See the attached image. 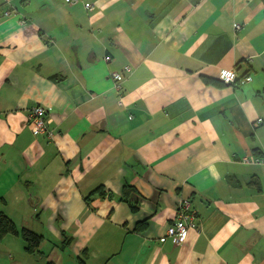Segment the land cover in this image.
Instances as JSON below:
<instances>
[{"label":"crops","instance_id":"0c3cea01","mask_svg":"<svg viewBox=\"0 0 264 264\" xmlns=\"http://www.w3.org/2000/svg\"><path fill=\"white\" fill-rule=\"evenodd\" d=\"M244 155L264 157L261 0H0V214L41 236H3L0 264H264V166Z\"/></svg>","mask_w":264,"mask_h":264},{"label":"built area","instance_id":"2783aa9c","mask_svg":"<svg viewBox=\"0 0 264 264\" xmlns=\"http://www.w3.org/2000/svg\"><path fill=\"white\" fill-rule=\"evenodd\" d=\"M69 4L79 3L81 0H66ZM83 6L91 11L93 6L88 3H83ZM9 14L8 11L5 12V15ZM239 26L236 25V29ZM108 60L109 57H106ZM126 71H129L128 67L125 68ZM111 78L113 81V87L115 90L119 91L122 89L123 74L120 72H112ZM220 80L228 85L246 83L251 80L250 76L243 77L240 81L237 80L236 71L234 69H226L221 71ZM30 118V128L34 136L41 134H46L48 138H53V133L48 129V111L43 106H34L29 111ZM260 122V121H259ZM241 162L243 164H254V165H263L264 166V157L257 155H244L241 157ZM196 226V215L193 210L190 208L189 200L182 201L176 210V217L173 223L168 227L166 231V236L172 237L174 241L181 245L185 242L188 234V230Z\"/></svg>","mask_w":264,"mask_h":264},{"label":"trees","instance_id":"16d2710c","mask_svg":"<svg viewBox=\"0 0 264 264\" xmlns=\"http://www.w3.org/2000/svg\"><path fill=\"white\" fill-rule=\"evenodd\" d=\"M264 4V0H261ZM137 191L130 185H125L122 188V199L125 200L131 210L133 212H136L138 209V202H137ZM132 197H136L135 201L132 199ZM21 235L22 239L26 243V250L27 251H33L36 248H38L39 243L41 241V236L28 230V229H22L20 232L17 230L15 224L6 216L3 214H0V239L7 235ZM78 264H86L83 259H79Z\"/></svg>","mask_w":264,"mask_h":264},{"label":"rangeland","instance_id":"374dc122","mask_svg":"<svg viewBox=\"0 0 264 264\" xmlns=\"http://www.w3.org/2000/svg\"><path fill=\"white\" fill-rule=\"evenodd\" d=\"M27 223V222H26ZM25 223V226L27 227V228H29L28 230H30V228H33V227H35L36 225L33 223V222H28L27 224ZM20 228V227H19ZM6 259V258H5Z\"/></svg>","mask_w":264,"mask_h":264}]
</instances>
